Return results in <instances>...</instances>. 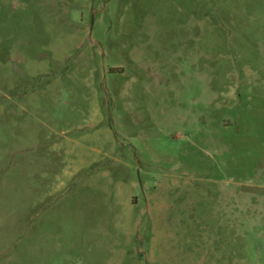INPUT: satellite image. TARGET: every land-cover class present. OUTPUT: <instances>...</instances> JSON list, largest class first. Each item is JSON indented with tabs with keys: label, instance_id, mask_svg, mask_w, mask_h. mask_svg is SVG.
I'll list each match as a JSON object with an SVG mask.
<instances>
[{
	"label": "rangeland",
	"instance_id": "rangeland-1",
	"mask_svg": "<svg viewBox=\"0 0 264 264\" xmlns=\"http://www.w3.org/2000/svg\"><path fill=\"white\" fill-rule=\"evenodd\" d=\"M0 264H264V0H0Z\"/></svg>",
	"mask_w": 264,
	"mask_h": 264
}]
</instances>
